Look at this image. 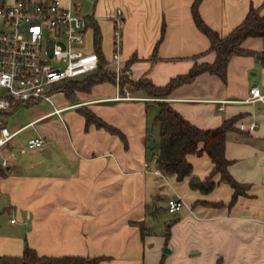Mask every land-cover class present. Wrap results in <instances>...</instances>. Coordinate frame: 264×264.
<instances>
[{"label": "crops", "instance_id": "crops-1", "mask_svg": "<svg viewBox=\"0 0 264 264\" xmlns=\"http://www.w3.org/2000/svg\"><path fill=\"white\" fill-rule=\"evenodd\" d=\"M194 2L88 0L83 12V0L82 13L98 24L106 69L113 72L111 17L122 9L123 60L133 71L129 82L148 80L164 87L196 65L215 62L209 38L193 20ZM63 3L68 6L67 0ZM251 8L264 15V0H202L199 12L211 29L226 37ZM93 44L91 27L86 33L88 52L94 51ZM242 47L253 54L233 56L225 81L204 72L165 99L202 130L235 117L239 123L257 124L248 132L237 122L226 136L229 173L247 186L234 204V191L220 174L212 177L214 190L202 194L190 187L189 178L178 181L173 175L153 173L161 99L116 82L71 95L64 90L65 95L54 98L60 114L54 108L13 131L59 116L44 132L47 148L30 150L47 162L33 164L34 171L26 175L18 165L28 152L23 148L10 172L0 177V256H21L29 246L40 256L104 258L101 264H264V102H246L253 87L264 94V39L248 38ZM81 110L118 129L126 141L87 125ZM187 161L194 177L202 182L211 177L214 165L207 154L188 155ZM170 199L183 200L185 207L171 214Z\"/></svg>", "mask_w": 264, "mask_h": 264}, {"label": "built area", "instance_id": "built-area-1", "mask_svg": "<svg viewBox=\"0 0 264 264\" xmlns=\"http://www.w3.org/2000/svg\"><path fill=\"white\" fill-rule=\"evenodd\" d=\"M16 0L10 4L0 0V177L7 174L17 156L7 150L11 141L24 128L16 132L7 125L6 115L18 106H31L48 102L56 109L54 98L65 95L63 85L96 73L99 56L86 50V33L91 15L82 13L83 0ZM113 22V43L110 66L113 67L118 86L123 78L131 81L133 71L123 60L125 14L116 9ZM127 88H125L126 90ZM264 102L258 87L250 90L246 102ZM34 125V123L30 124ZM255 122L239 123L242 131L253 132ZM43 136L27 143L29 150H42ZM25 150H22L24 153ZM155 175L166 177L159 169ZM185 207L181 199H170L168 211L180 212ZM15 223V220L11 221Z\"/></svg>", "mask_w": 264, "mask_h": 264}, {"label": "trees", "instance_id": "trees-1", "mask_svg": "<svg viewBox=\"0 0 264 264\" xmlns=\"http://www.w3.org/2000/svg\"><path fill=\"white\" fill-rule=\"evenodd\" d=\"M201 1L195 0L192 6V16L197 28L209 38L210 51L216 55L215 62L196 65L189 74L173 79L164 87H157L148 80L132 83L126 78L122 79L120 85L122 88L130 85L134 91H142L150 98L162 100L159 102L160 109L155 118V125L160 129L157 169L166 176H176L178 181L189 178L190 187L202 194H208L214 190L216 185L212 181V177L220 174L221 181L229 184L234 191L231 202L234 204L239 196L246 193L247 186L238 183L230 175L228 170L230 161L225 156V148L227 133L236 130L235 124L240 118L235 117L227 120L220 127L212 130H202L183 118L165 99L175 88L192 82L197 75L204 72L215 74L225 81L227 67L233 56L253 54L242 47L244 41L253 37L264 39V15H261L258 9L251 8L244 22L229 35L222 37L202 19L199 12ZM91 27L94 28L93 49L99 56V69L83 80L65 83L63 88L69 95L75 91H89L93 86L103 82H116L115 74L106 69L107 61L102 48V35L98 24L92 19L89 20L88 29ZM164 30H162L159 43L163 40ZM127 67H129L128 64ZM81 113L85 117L87 125L94 124L97 128L105 129L113 135H118L124 142L126 141L122 132L97 118L91 111L81 110ZM202 153L207 154L214 165L211 177L206 182H202L192 175L193 167L187 161L188 155ZM141 227L143 228V226ZM102 261L104 258L40 256L29 246L24 249L21 256H0V264H100Z\"/></svg>", "mask_w": 264, "mask_h": 264}, {"label": "rangeland", "instance_id": "rangeland-1", "mask_svg": "<svg viewBox=\"0 0 264 264\" xmlns=\"http://www.w3.org/2000/svg\"><path fill=\"white\" fill-rule=\"evenodd\" d=\"M7 1H8V3L12 4L16 0H7ZM34 1H39V0H34ZM87 9H88V0H84L83 12H86ZM125 19H126V17H125ZM102 48H104L103 43H102ZM104 50H105V48H104ZM132 83H137V82H132ZM57 102H58V100L55 102L56 106H58ZM53 110H54V107H52V105H50L48 102H44V101L38 102V103L31 105V106L20 105L14 111H12L6 115L7 125L11 131H15V129H18V128L32 122L33 120L52 112ZM58 119H59V116L52 117V118L44 120L40 123L38 122L32 127H28L25 131H23L21 134H19L9 144L10 146H8V148H7V150L9 152L19 153L21 151V149H23V148H25L28 151L21 158H19V159L16 158L20 161V163L18 165L22 168V171L26 175H30L31 172L34 171L31 167L33 164H37L40 161L47 162L44 160V156L42 154L32 155L33 151H30L29 149H27L28 141L33 137H36L39 135H41V136L45 135L44 132L46 131V129L52 128L49 125V123L52 124V122L54 123V121L58 120ZM46 123H48V124H46ZM43 137H45V136H43ZM153 141L156 144L160 140H159V138H156ZM46 148H47V143L43 149L45 150ZM41 152H43V151H41ZM44 166H45V164L43 166H40L38 169H43Z\"/></svg>", "mask_w": 264, "mask_h": 264}]
</instances>
